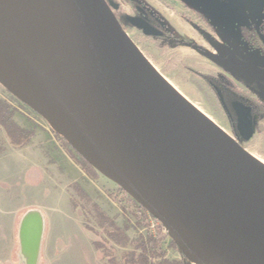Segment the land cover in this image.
<instances>
[{
    "label": "water",
    "instance_id": "water-1",
    "mask_svg": "<svg viewBox=\"0 0 264 264\" xmlns=\"http://www.w3.org/2000/svg\"><path fill=\"white\" fill-rule=\"evenodd\" d=\"M21 2L35 20L34 42L23 48L0 33L3 87L158 221L188 264H264V170L156 70L117 19L118 5ZM199 53L264 85L255 65ZM45 230L41 211L24 214L20 264H41Z\"/></svg>",
    "mask_w": 264,
    "mask_h": 264
},
{
    "label": "rangeland",
    "instance_id": "rangeland-1",
    "mask_svg": "<svg viewBox=\"0 0 264 264\" xmlns=\"http://www.w3.org/2000/svg\"><path fill=\"white\" fill-rule=\"evenodd\" d=\"M113 1L121 4L122 17L133 13L125 1ZM138 1L153 11L163 26L174 31L180 43L148 37L137 29H129L126 33L161 75L187 100L218 124L225 134L234 138L232 102L238 96L231 98L226 95L228 98L222 99L214 82L221 81L230 90L242 94L245 99L253 98L261 104H264V87L254 88L243 84L203 57L198 48L212 55L216 49L205 43L196 29L209 35L213 31L231 52L252 65L264 68V55L259 50L251 51L247 42L243 40L245 34L249 35L255 26L260 25L264 17V0ZM185 8H188L189 12ZM192 13L200 15L210 28L203 25ZM0 100L10 106L14 111V118L17 117L20 123L13 119L14 122L33 133L31 140L37 134L45 136L46 139L41 141L40 145L43 142H50L53 145V149L50 150H55L59 154L56 160L50 159V167L56 165L54 167H57L61 179L59 180V176L50 169L46 170L45 179L41 181L40 186V189L47 190L44 193L45 197L43 194L34 198L28 197V193L21 186V189L15 191L20 195H17L11 208L14 212L22 210L23 207L26 209L34 206L43 213L48 231L42 264H105L95 249V241L100 242L98 246L102 250H113L114 253L111 252L117 257L116 262H119L126 253L134 251V245L141 236L146 235V230L137 226L131 213L132 209H124L120 203L123 201L125 206H129L130 197L127 194L125 196L119 194L118 187L98 172L88 170L82 157L48 122L10 94L1 83ZM10 147L14 146L0 128V157ZM245 150L264 161V117L259 114L253 121V140L245 146ZM45 155L49 154L45 152ZM50 180L58 183L56 187L49 185ZM64 182H67V185ZM54 190H64L71 199V207L62 208L60 211L51 210L49 202ZM102 212L116 226L128 229L127 236L132 244L120 248L108 241L105 229H109V224L101 217ZM171 241L169 238L163 249L168 250L171 259L180 258L175 249L170 248ZM11 260L13 264H17L16 256Z\"/></svg>",
    "mask_w": 264,
    "mask_h": 264
},
{
    "label": "flooded vegetation",
    "instance_id": "flooded-vegetation-1",
    "mask_svg": "<svg viewBox=\"0 0 264 264\" xmlns=\"http://www.w3.org/2000/svg\"><path fill=\"white\" fill-rule=\"evenodd\" d=\"M110 1H113V0H110ZM113 2H115V1H113ZM115 3L118 5V8L114 9V13H115L117 19L120 21L122 27L124 29H126V31L129 30V29H137V30H139V31L144 33V31L142 29L136 28L131 23V21H133V20H142L145 23H147L148 25H150L151 27H153L154 29H156L158 32L161 33V36H148V35H146V36L157 38V39L175 41L177 43H180L179 42L180 40L176 37L175 32L169 30V28H167L166 26H163L161 24V20L158 19L156 14L153 11H151L149 8H147L146 5L139 4L140 2L138 0H134L133 2H131V4L130 3L128 4L126 2L127 5H129L130 9L133 11V13L131 15H128L125 18L120 15L121 4L117 3V2H115ZM185 10L187 12H189L188 8H185ZM192 14L203 25L208 26L206 20H204L200 15H197L196 13H192ZM186 22H188V21H186ZM196 31L203 38L205 43H207L208 45L213 46V48L216 49V51L214 52V55L208 53L207 51L199 49V48H198V52L201 51V52L207 53V54L213 56L214 58L218 59L219 61H223V62H226V61H228V60H230L232 58L238 59V60L243 61V62H247V61L243 60L237 54H234L233 52H231L229 50L228 46L223 41H221L215 35V33L213 31L210 32V35L206 34V33H203L200 29H196ZM243 40L247 42V44L249 46V49L251 51L252 50H259L260 53L262 55H264V17H263V19H262V21H261L259 26H255V28L252 31H250L249 35L245 34L243 36ZM203 57H205V56H203ZM205 58L211 60L208 57H205ZM211 61L213 63H215L216 65H218L223 70H225L226 72H228L229 74H231L227 69H225L221 65L217 64L213 60H211ZM259 68H261V67H259ZM261 69L264 70V68H261ZM232 76H234V75H232ZM235 78L237 80H239L241 83L248 84V85H250L251 87H254V88L255 87H260V88L264 87L263 84H260L258 82L247 83V82H245V81H243V80H241V79H239L237 77H235ZM215 82H220V83L223 84V82H221V81H215ZM223 86H224L223 91H221L218 86H216V88H217L216 90L219 92V94L222 97V99L225 100V98H228L226 95L229 96V92L228 91L230 90V88L228 86L224 85V84H223ZM237 95H238L239 100H234V101H239L242 104L238 105V103H237L236 106H234L232 104V115L231 116L234 119L232 135L234 136L235 140L245 149V146L249 145L252 142V140H253V128H252V132H251L252 133V137L249 138V135L246 133V130H244V128L242 129V127H240L239 119L242 118L244 120L246 119L245 121H252V124H253L254 117L256 115H258V114L261 116V114H262L261 112H264V104L257 103L253 98H251V99L249 98L250 100L249 99H245V97H243L242 94L237 93ZM13 119H14V117H13ZM0 128H2V130L6 134L7 139L9 140V138L7 136V133L4 130V128L1 125H0ZM119 194H121L120 191H119ZM30 210H38V209H36L34 207H31V208H27L24 211L19 212V214L16 216V220L13 223L12 237H11L10 241L9 242H3L2 241V243H0V264H13L11 259L14 256H16V258H17V264H20V260H19L20 242H19V237H18L19 226H20V222H21V219L24 216V214L26 212L30 211ZM86 230L88 231L87 228H86ZM47 231H48V225H47V222H46V230H45V235H44V240H43V245H42V252H41V264H42L43 258L45 256L44 242L46 240ZM105 233H106V231H105ZM106 235H107V233H106ZM107 238H108V236H107ZM108 241H109V239H108ZM98 243H100V242H96L95 241L94 242V246H95L96 251H98L100 253V256H101V258H102V260L104 261L105 264H109V262L113 261V260L117 261V257L115 256V254H113L114 253L113 250H110V251H107L106 249L102 250V248L98 246L99 245ZM110 243H112V242H110ZM130 244H132V243L130 242L129 245ZM113 245H115V244H113ZM97 246L100 249H98ZM134 248H135V245H134ZM178 251H179V249H178ZM48 253L50 254V252H48ZM176 253L179 255L180 258L171 259L168 256V250H167V258H169L171 260H180L182 253L181 252L180 253L176 252Z\"/></svg>",
    "mask_w": 264,
    "mask_h": 264
},
{
    "label": "crops",
    "instance_id": "crops-1",
    "mask_svg": "<svg viewBox=\"0 0 264 264\" xmlns=\"http://www.w3.org/2000/svg\"><path fill=\"white\" fill-rule=\"evenodd\" d=\"M14 119L20 123L17 117ZM45 139V136L37 134L26 146L22 148L10 147L0 157V243L10 241L16 216L19 212L27 209L23 207L22 210L12 212V205L15 203L17 195H20L15 191L21 189L22 186V189L28 193V197L34 198L36 195H44L47 192L46 188L40 189L41 181L45 179L46 170L50 169L52 173L58 175L59 180L62 177L57 172V167H54L56 165L50 167V159L56 160L59 157L57 151L50 150L53 149V145L50 142H43L40 145V142ZM45 152L49 155L46 156ZM64 183L67 185V182ZM57 184L49 181V185ZM70 201L69 195L64 190H54L49 202L50 208L53 211H60L62 208L71 207Z\"/></svg>",
    "mask_w": 264,
    "mask_h": 264
},
{
    "label": "trees",
    "instance_id": "trees-1",
    "mask_svg": "<svg viewBox=\"0 0 264 264\" xmlns=\"http://www.w3.org/2000/svg\"><path fill=\"white\" fill-rule=\"evenodd\" d=\"M124 1H126L128 4H131V2H133L134 0ZM124 30L126 31V29ZM214 83H216L215 86H218L219 89L223 91L224 86L222 83ZM229 96H238L236 90H229ZM234 100H239V98H235ZM237 103L238 105L242 104L239 101H234L232 104L236 106ZM261 113V116L264 117V112ZM13 117L14 111L10 108V106H8L5 102L0 101V125L6 131L12 146L20 148L31 141L33 133L29 130L19 127L14 122ZM84 165L86 168H88V170H94L85 161ZM119 191L121 192V194H123V196L126 195L125 192L121 190ZM113 197L115 198V196ZM128 202L129 206H125V202L123 201H121L120 203L122 204L124 209H132L131 213L136 220L137 226L145 229L146 235L140 237V240L135 244V250L133 252L126 253L120 262H116V260H113L110 261L109 264H188V261L183 255H181L180 260H171L167 258V250L163 249V245L169 239V237L165 233V229L158 221H156L154 218H151L148 213L143 208L138 206V204L135 203V201H133L131 198H128ZM101 217H103L105 223L109 224V229H105L109 241L120 248H126L130 243V239L127 236L128 229L116 226L113 222L110 221L108 217H106L105 214H103V212L101 213ZM97 248L100 249L98 246ZM170 248L175 249L176 252L180 253L177 246L172 241L170 244Z\"/></svg>",
    "mask_w": 264,
    "mask_h": 264
},
{
    "label": "bare ground",
    "instance_id": "bare-ground-1",
    "mask_svg": "<svg viewBox=\"0 0 264 264\" xmlns=\"http://www.w3.org/2000/svg\"><path fill=\"white\" fill-rule=\"evenodd\" d=\"M35 22L30 11L22 5L21 0H0V33L4 32L10 36L19 46L31 48L34 42L32 32L29 28ZM157 70V69H156ZM163 76V75H162ZM164 77V76H163ZM165 78V77H164ZM166 79V78H165ZM173 86V84L166 79ZM174 89H176L174 87ZM177 90V89H176ZM178 91V90H177ZM179 92V91H178ZM180 93V92H179ZM181 94V93H180ZM182 95V94H181ZM183 96V95H182ZM184 97V96H183ZM185 98V97H184ZM186 99V98H185ZM187 100V99H186ZM189 101V100H188ZM190 102V101H189ZM191 103V102H190ZM195 106V104L191 103ZM196 107V106H195ZM206 118L212 121L222 132V128L216 124L201 109L196 107ZM227 135V134H226ZM229 136V135H228ZM230 137V136H229ZM232 138V137H230ZM247 152V151H246ZM248 153V152H247ZM264 170V161L248 153Z\"/></svg>",
    "mask_w": 264,
    "mask_h": 264
}]
</instances>
